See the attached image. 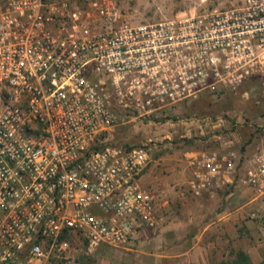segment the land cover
I'll list each match as a JSON object with an SVG mask.
<instances>
[{
	"label": "built area",
	"instance_id": "obj_1",
	"mask_svg": "<svg viewBox=\"0 0 264 264\" xmlns=\"http://www.w3.org/2000/svg\"><path fill=\"white\" fill-rule=\"evenodd\" d=\"M120 3L0 0V264H47L73 237L89 252L121 248L160 227L140 184L148 151L118 144L116 128L264 86V0L137 24ZM258 132L243 173L234 150L190 156L194 194L241 184L262 196Z\"/></svg>",
	"mask_w": 264,
	"mask_h": 264
},
{
	"label": "rangeland",
	"instance_id": "obj_2",
	"mask_svg": "<svg viewBox=\"0 0 264 264\" xmlns=\"http://www.w3.org/2000/svg\"><path fill=\"white\" fill-rule=\"evenodd\" d=\"M241 1L121 0L120 4L123 12L137 24L224 9ZM263 87L259 82H247L237 91L202 93L198 98L175 104L155 117L129 119L119 125L114 135L118 144L144 146L148 151L149 161L144 173L154 169L158 186L145 187L155 195L159 204L157 212L164 217V223L156 229L136 231L129 243L121 248L100 246L89 252L81 240L73 237L69 247L51 255L47 264H232L234 251L241 249L240 244L250 247L253 256L264 254V246L253 248L256 242L264 243V194L256 196V204L247 205L244 220L249 227L240 226L238 218L227 230L217 225L204 233L208 235L207 240L203 238L205 247L195 249L193 245L198 241L195 235L200 233L199 224L194 218L190 223L185 222L187 216L183 215V204L177 191L191 192L193 196H202L203 193L196 195L191 190L189 181L193 175L182 183L169 169L171 165L191 160L190 154L234 150L241 156L239 172L243 173L244 157L249 158L252 154L260 136L258 127L264 123V106L255 103ZM246 90L248 98L242 95ZM164 187L169 191H164ZM215 192L219 196L213 202L202 200L206 203L207 221H213L219 213L234 208L239 193L242 192L245 199L253 196V192L241 184Z\"/></svg>",
	"mask_w": 264,
	"mask_h": 264
},
{
	"label": "crops",
	"instance_id": "obj_3",
	"mask_svg": "<svg viewBox=\"0 0 264 264\" xmlns=\"http://www.w3.org/2000/svg\"><path fill=\"white\" fill-rule=\"evenodd\" d=\"M194 153H198V152H194ZM190 155H193V154H190ZM169 169H172L174 171V175L176 176V180L180 181L182 183L187 181L190 178V176L193 175V172H194V167L191 165L190 160H188V162H186V160L181 161V163L178 164L177 166L175 164L171 165V166H169ZM153 174H154V169H150L145 173L143 172L141 177H140V184L143 187H145V185H150L152 188L153 187L156 188L158 186V183L156 182V180H154ZM147 189H149V188H147ZM163 190L169 191V189H166V187H164ZM247 190L251 191L248 188H247ZM170 194L171 193H169V195ZM252 194L255 197L251 196L249 199H245L242 197V192L239 193V195L237 196V198H239V200H238L237 204H235L234 208L229 209L228 212L219 213L217 215V218H215V220H213V221H207L208 220L207 219L208 212L205 210L206 203H204V201H202V200H207V202L211 203L215 199H217L219 194L216 192H203L202 196H193L191 192L188 194L187 191H182V190L177 191V195H178L177 197L181 200V204H183V210H184L183 215L187 216V219L185 222L190 223L192 221V218H194V221L196 222V220H197V224H199L198 230L200 231V233L195 235V237L197 238L198 241H197V243H195L193 245V247L195 249L196 248H199V249L204 248L205 242L203 241V238L205 240L208 239V235L205 236L204 233L206 231L207 232L210 231L213 227H215L217 225H220L224 230H227V229L231 228V226H233L232 222H235L238 218L240 226L249 227V224H247V222H245V220H244L245 219L244 215L246 212L247 205L249 203L256 204V202H255L256 201V195L254 193H252ZM164 195H168V194L165 193ZM192 198H194V199L191 200ZM154 199H155L156 207H158L157 210L159 211V204L157 203V199H156L155 195H154ZM165 203H166V201H165ZM211 212L213 213V211H211ZM196 214H198V215L196 216ZM143 228H147V227H144V226L140 227L137 229V231L140 229H143ZM209 243L210 242L208 241L207 245H209ZM239 246L241 247V249H239V250H243L244 252H246L248 254L249 259L252 262V264L258 263L262 260L263 254L259 255L257 253L253 256V253L251 252L250 247H248V246L244 247V246H242V244H240ZM263 246H264V243L256 242L255 244H253V248H255V249H260Z\"/></svg>",
	"mask_w": 264,
	"mask_h": 264
},
{
	"label": "trees",
	"instance_id": "obj_4",
	"mask_svg": "<svg viewBox=\"0 0 264 264\" xmlns=\"http://www.w3.org/2000/svg\"><path fill=\"white\" fill-rule=\"evenodd\" d=\"M235 252V259L232 260V264H252V262L249 259V256L246 252L243 250H236ZM223 264V263H220ZM255 264H264V254L262 257V260Z\"/></svg>",
	"mask_w": 264,
	"mask_h": 264
}]
</instances>
